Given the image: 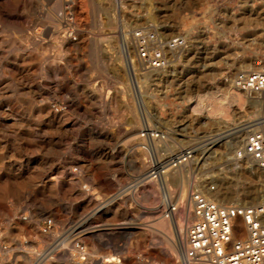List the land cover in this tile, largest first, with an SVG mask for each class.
Returning a JSON list of instances; mask_svg holds the SVG:
<instances>
[{
	"label": "rangeland",
	"instance_id": "1",
	"mask_svg": "<svg viewBox=\"0 0 264 264\" xmlns=\"http://www.w3.org/2000/svg\"><path fill=\"white\" fill-rule=\"evenodd\" d=\"M13 2L0 0L7 10L3 15L20 17L24 27L35 18V33L48 25L53 28L47 32L50 38L28 42L25 36L34 34L31 29L23 32L7 18L0 20V87L7 91L0 94L4 112L0 113V264H55L58 258L74 256L78 260L80 254L75 251L89 248L81 241L87 231L104 240L115 230L136 232L129 251L115 255L101 246L73 264H179L166 243L167 235L174 234L166 215L167 200L180 204L187 198L189 208L192 190L208 192L214 186L213 192L222 190L221 203L262 201L264 168L237 158L236 152L248 133L264 131V122L252 125L264 119V91L251 96L233 88L230 77L256 68L264 54V0H77L75 11L67 10L88 40L69 53L54 38V31L66 21L49 14V0H31L32 12L14 8ZM111 20L117 35L112 50L101 38L109 33ZM142 27L167 36L185 35L188 46L172 51L166 68L142 67L133 38V32ZM28 52L44 56L43 65L52 66L46 74L39 68L32 82L24 78L25 69L16 74L18 66L12 59ZM211 92L226 98V110L211 114L200 106ZM5 96L17 100L4 104L1 97ZM29 102L36 109H29ZM46 102L52 105L53 117L37 122ZM9 112L22 123L31 120L36 136L28 139L27 128H14V118L6 116ZM145 128L148 134H142ZM151 130L159 131V138H153ZM225 133L232 134L212 142ZM152 140L157 156L149 152ZM198 146V156L187 160L184 185L179 182L183 177L172 172L168 186L155 175L143 179L151 173L154 160L168 163L184 148ZM251 165L257 178L243 177L242 170ZM172 167L178 166L170 164L167 171ZM256 180L255 200L249 191ZM184 213L177 214L180 225ZM49 220L54 228H47ZM121 244L123 238L118 248Z\"/></svg>",
	"mask_w": 264,
	"mask_h": 264
},
{
	"label": "built area",
	"instance_id": "2",
	"mask_svg": "<svg viewBox=\"0 0 264 264\" xmlns=\"http://www.w3.org/2000/svg\"><path fill=\"white\" fill-rule=\"evenodd\" d=\"M133 38L136 58L146 68L168 67L172 61L171 52L188 46L185 35L167 36L149 27L135 30ZM230 84L251 96L262 93L264 54L256 68L242 69L231 76ZM148 131L145 128L142 134ZM236 157L251 159L264 167V131L248 133ZM189 205L192 218L186 222L179 264H264V199L258 203L226 204L212 193L196 189L189 194ZM183 208V202L168 200L166 215L174 218ZM240 222L244 223L246 234L240 232Z\"/></svg>",
	"mask_w": 264,
	"mask_h": 264
},
{
	"label": "bare ground",
	"instance_id": "3",
	"mask_svg": "<svg viewBox=\"0 0 264 264\" xmlns=\"http://www.w3.org/2000/svg\"><path fill=\"white\" fill-rule=\"evenodd\" d=\"M39 1V0H38ZM64 1L65 0H49V3L48 2H46V3H48V4H50V8H48L49 10H48V12H49V14L50 15H52V17H61V18H64V20L66 21V25L65 26H63V27H59V28H57V30L56 31H54V38L55 39H57V41H58V43H59V46H60V48L63 50V51H65V52H68L69 53V51H73V50H76V49H79V48H82V46L87 42V38H86V35L77 27V26H75L74 24H75V22H76V20L75 19H73L74 21H71V16H69V13H68V8L71 10V11H75V9H76V7H75V5H76V1L77 0H69V3L68 2H66V3H68V5L66 6L65 4H64ZM36 2V1H35ZM109 2V1H108ZM84 3V2H83ZM1 4V3H0ZM3 4V3H2ZM82 4V3H81ZM36 5V4H35ZM34 5V6H35ZM113 5V4H112ZM12 6L14 7V8H16V6H22V8H23V10H29V12H32V9H33V7H32V3H31V0H14V2L12 3ZM39 6V5H38ZM78 6V5H77ZM104 8V7H103ZM37 9V8H36ZM35 9V10H36ZM5 12H7V10L3 7V6H1L0 5V20L1 19H4V17H5V19L7 18V21L8 22H10L12 25H13V27H15V28H17V29H20V30H22L23 32H28V30H32V28H34V25L35 24H37L36 23V20H35V18L34 19H31L30 21H29V24H28V26L26 27H24V22H22L21 21V18L20 17H12L11 15L10 16H5V15H3V13H5ZM27 12V11H26ZM33 12H34V10H33ZM19 14V13H18ZM44 15V14H43ZM17 16V15H16ZM29 17V16H28ZM40 17H42V16H40ZM44 17V16H43ZM42 17V18H43ZM47 17V16H46ZM111 18V17H110ZM117 18V17H116ZM45 19V18H44ZM48 19V18H47ZM63 20V21H64ZM114 20V19H113ZM113 20H111V22H110V30H109V33L107 34L106 33V36L104 37H102L101 36V38H103L106 42H107V45H108V47L112 50L114 47V44H115V41H116V38H117V35H116V23L113 21ZM117 20V19H116ZM54 22H58V21H56V20H53ZM6 22V21H5ZM42 22V21H41ZM49 22V21H48ZM79 22V21H78ZM43 23V22H42ZM65 23V22H64ZM41 24V23H40ZM50 24V23H49ZM9 25V24H8ZM39 25V24H38ZM37 25V26H38ZM81 26V25H80ZM41 27V26H40ZM43 27V26H42ZM83 27V26H82ZM50 28H53L52 26H45L44 27V30H37L36 31V33L35 32H33V30L32 31H30V32H33L34 34H27L26 36H25V40L26 41H38L39 39H47V38H50V37H48V36H50V35H48V30L50 29ZM55 28H56V26H55ZM118 28V27H117ZM21 32V31H20ZM48 35V36H47ZM98 35V34H97ZM89 38V37H88ZM99 38H100V36H99ZM12 39H13V37H12ZM92 39V38H91ZM91 39H90V42H91ZM76 40V41H75ZM98 40V39H97ZM46 41V40H45ZM7 42V41H6ZM98 42V41H97ZM57 43V42H56ZM89 43V42H88ZM7 44V43H6ZM11 44V43H10ZM95 44V43H94ZM101 44V43H100ZM87 45H89V44H87ZM92 45V44H91ZM14 46V45H13ZM20 46V45H19ZM38 46V45H37ZM23 47V46H22ZM22 47H20V48H22ZM38 48V47H37ZM55 48H56V46H55ZM23 50V49H22ZM30 50V49H29ZM109 50V49H108ZM6 51V50H5ZM14 51V50H13ZM17 51V50H16ZM96 49H95V51H94V53H95V56H97V54H96ZM1 52H2V50H1ZM23 55V54H22ZM100 55V54H99ZM12 56V55H11ZM21 56V55H20ZM65 56H68V54L66 55L65 54ZM6 57V56H5ZM0 59H2L3 60V57L2 56H0ZM13 59V62H14V64L15 65H17L18 67H16L15 66V72H16V74H20L21 73V70L22 69H25L26 71H27V73H26V76H24V78L26 79V80H28L29 82H32V81H35L37 78H38V70H39V68H41L42 69V71H43V73H48L49 71H51V69H52V66H49V65H43L44 64V62H45V57L44 56H42V55H39V54H37V52L35 53V52H28V53H26L23 57H21V58H18V57H13L12 58ZM62 59V58H61ZM1 60V61H2ZM74 60H76V59H74ZM74 60H72V61H74ZM111 60H112V57H111ZM98 62V61H97ZM99 63V62H98ZM1 64V63H0ZM4 64V63H3ZM8 64V63H7ZM52 64V63H51ZM57 64V63H56ZM12 65V64H11ZM103 65V64H102ZM59 66V65H58ZM74 66H76V65H74ZM80 66V65H79ZM97 66H98V64H97ZM101 66V65H100ZM11 67V66H10ZM64 67V66H63ZM72 67V66H71ZM13 68V67H12ZM36 68V69H35ZM74 68V67H73ZM11 69V68H10ZM150 69V68H149ZM151 69H156V68H151ZM163 69V68H162ZM73 70V69H72ZM97 70V69H96ZM101 70V69H100ZM104 70V69H103ZM156 70H158V69H156ZM25 71V72H26ZM62 72V74H63V76H65L66 74H65V72L63 71V70H61ZM154 71V70H153ZM24 72V73H25ZM42 73V74H43ZM108 73V72H107ZM130 73V72H129ZM52 75V74H51ZM129 76H131V75H129ZM66 77V76H65ZM12 80V79H11ZM1 84V83H0ZM15 85H16V83H14ZM29 86V85H28ZM65 87V86H64ZM42 88V87H41ZM121 88V87H120ZM140 88V87H139ZM34 89V88H33ZM40 91V90H39ZM89 91V90H88ZM6 87L4 86V87H0V94H6ZM48 92V91H47ZM123 92V91H122ZM10 93V92H9ZM12 93V92H11ZM46 94V93H45ZM15 95V94H14ZM23 98V97H22ZM12 100H17L14 96H5V97H1V101L4 103V104H9V102H11ZM19 100H20V98H19ZM203 100V99H202ZM20 101H24V100H20ZM88 101V100H87ZM2 104V103H1ZM24 104V103H23ZM26 105V104H25ZM200 106L202 107V108H206V109H208L209 110V112L211 113V114H215V113H218L219 111H221V110H226L227 109V106H228V101L226 100V98L225 99H222V98H216V93H213V92H211L203 101H200ZM2 107H3V105H2ZM106 107V106H105ZM9 108V107H8ZM7 108V109H8ZM29 109H36V105L33 103V102H29ZM7 111V110H6ZM14 111V110H13ZM21 112V111H20ZM19 112V113H20ZM53 108H52V105L49 103V102H46L43 106H42V111H40L39 112V114H38V116L36 117V121L38 122V121H43L44 120V116H45V118H46V120H44V121H49V119H50V117H53ZM0 113H4V112H1L0 111ZM18 113V114H19ZM58 113V112H57ZM26 114V113H25ZM55 114V113H54ZM9 115H11L12 116V118H14V124L12 125V126H14V128H19V129H21V128H27L28 129V131H29V133L26 135V137H28V139H32V138H34V136H36V134H35V132L32 130V129H30V128H32V124H30V122H31V120H28L29 121V123L27 122V124L26 123H22L18 118V116L15 114V113H7L6 114V116H9ZM32 116V115H31ZM59 116V115H58ZM33 117V116H32ZM22 118V117H21ZM61 118V117H60ZM62 118H64V117H62ZM1 119V118H0ZM10 119V118H9ZM23 120V119H22ZM34 120V119H33ZM65 120V119H64ZM63 120V121H64ZM257 120V119H256ZM4 121V120H3ZM6 121H7V119H6ZM1 122V121H0ZM11 122V121H10ZM25 122V121H24ZM59 122V121H58ZM264 122V119L263 120H260V121H258V122H254L252 125H256V124H260V123H263ZM8 125V124H7ZM46 125H49V124H46ZM54 125V124H53ZM40 126H41V124H40ZM64 126V125H63ZM45 127V126H44ZM66 127V126H65ZM11 128V127H10ZM41 128V127H40ZM51 128H53V127H51ZM59 128V127H58ZM7 129V128H6ZM9 129V128H8ZM7 129V130H8ZM63 129V128H62ZM244 129V128H243ZM11 131V130H10ZM39 131V130H38ZM151 131H154V133L152 134L153 135V138H159V134H156V132H155V130H151ZM2 132H4V130L2 131ZM22 132V131H21ZM25 132V131H24ZM7 133H8V131H7ZM233 133V132H232ZM232 133H229V134H226L225 133V135H222L221 137H219V138H216V139H214V140H212V142L213 141H215V140H217V139H225L227 136H229L230 134H232ZM22 134V133H21ZM150 135V134H149ZM131 137V136H130ZM135 137V136H134ZM218 137V136H217ZM43 138V137H42ZM47 138H48V136H47ZM133 138V137H132ZM5 139H7V138H5ZM10 139V138H9ZM49 139V138H48ZM45 140H47L46 138H45ZM208 141V140H207ZM218 141V140H217ZM7 142V141H6ZM43 142V141H42ZM211 142V141H210ZM10 144V143H9ZM16 144V143H15ZM26 144V143H25ZM28 144V143H27ZM7 145V144H6ZM5 145V146H6ZM31 145H32V143H31ZM205 145V144H204ZM203 146V145H202ZM6 148V147H5ZM201 148V146H198V147H196V148H192V147H189V148H184L183 150H181L179 153H177V154H175V155H173L171 158H170V161L168 162V163H165V162H158V163H156L155 162V160H154V167H150V168H152V171H151V173L150 174H148L147 173V175L143 178V179H147V178H149L150 176H153V175H155V177L156 178H159V180L160 179H162L166 184H167V186H168V182H167V178H168V176L171 174V172H172V174H174L175 176H181V178L183 177V179H181V181H179L182 185H184L183 184V180H184V174L186 173V172H188V163H187V160H189V158H191L192 156H193V154H195L196 155V157L198 156V151H199V149ZM156 149H157V145H156V143H155V141H151V143H150V151L149 152H151L152 153V155H153V151H154V153L156 152ZM4 154V153H3ZM156 154V153H155ZM194 155V156H195ZM156 156H157V154H156ZM154 157V156H153ZM249 160H251V159H249ZM253 161V160H252ZM254 162V161H253ZM255 163V162H254ZM170 164H173V165H176V166H178L177 167V169L176 168H171L170 169V171H167V168H168V166L170 165ZM257 165V164H256ZM258 166V165H257ZM258 167H260V166H258ZM260 168H264V167H260ZM188 175V174H187ZM234 175V177H236L237 176V174H233ZM247 175H250V176H252V177H254V178H257V176H258V174H257V171L255 170V168H253L252 167V165L251 166H245L244 167V169L242 170V176L243 177H246ZM139 180H141V178L139 179ZM154 181H155V179H154ZM8 182V181H7ZM163 182V183H164ZM227 182H229V180L227 181ZM164 183V184H165ZM231 183V182H230ZM158 184V183H157ZM190 184V183H189ZM138 185V184H137ZM196 185H197V180H196ZM219 185H221V184H219ZM65 186V185H64ZM228 186H229V184H228ZM259 185H258V183H257V180L254 182V184H253V189L252 190H250L249 191V193H250V195L252 196V197H254L255 198V200L258 198V194H259V187H258ZM133 187V186H132ZM154 188H155V186H154ZM194 188H195V186H194ZM228 188V187H227ZM91 189V188H90ZM93 189V188H92ZM229 189V188H228ZM88 190V189H87ZM207 191H208V193H212L214 196H215V198H217L218 199V196L221 194V188H218V190H216L215 192H213V190L211 189V188H208L207 189ZM6 193V192H5ZM224 194H226L227 196H232V194H230V193H224ZM188 195V194H187ZM93 196V195H92ZM99 195H97V197H98ZM187 197V196H186ZM100 198V197H99ZM115 198V197H114ZM186 199L187 198H185L184 199V201H183V204H184V208H183V210H184V216H183V218H182V223H181V225H180V222H179V220H178V216H177V214L175 215V217L174 218H171V220H172V223H173V226H174V234H173V237L172 236H169V235H167V237H166V235H164L165 237H166V243H167V245L169 246V248L172 250V252L174 253V255L175 254H177V257H178V260H179V256H180V254H181V250H182V242L184 241V239H185V236H186V222H188L189 220H191V218H192V214H191V212H190V205H189V199H188V206H189V208H187L186 207V205H185V201H186ZM264 199V198H263ZM263 199H261V200H263ZM110 201V200H109ZM115 201V200H114ZM220 201V200H219ZM104 202V201H103ZM225 203V202H224ZM100 206V205H99ZM102 206V205H101ZM102 207H100V209H101ZM166 209H168V200H167V204H166ZM167 211V210H166ZM164 215V214H163ZM154 216V215H153ZM166 216V215H165ZM40 217V216H39ZM164 217V216H163ZM154 218V217H153ZM168 218V217H167ZM165 219V218H164ZM163 219V220H164ZM162 220V219H161ZM159 221V220H158ZM161 222V221H160ZM163 222V221H162ZM48 229H50V228H54V226H53V222H52V220H49L48 221ZM145 224V223H144ZM31 225V224H30ZM147 225V224H146ZM159 225H161V224H159ZM169 225H171V224H169ZM96 226V229H97V225H95ZM99 226V225H98ZM148 226V225H147ZM152 226V225H151ZM150 226V227H151ZM156 226V225H155ZM141 227V226H140ZM27 228V227H26ZM92 228V227H91ZM123 228V227H122ZM43 229V228H42ZM145 229H146V227H145ZM150 228H148V230H149ZM239 229H240V232H242V233H244V234H246V232L244 231V229H245V225H244V223L243 222H240V227H239ZM34 230V229H33ZM41 230V229H40ZM169 230V229H168ZM47 231V230H46ZM132 231V230H131ZM50 232V231H49ZM94 232V231H93ZM115 232H116V230H115ZM115 232H113L114 234H115ZM123 232V231H122ZM175 232H177V235L175 236ZM83 233V232H82ZM88 233V232H87ZM106 233V232H105ZM110 233H111V231H110ZM109 233V234H110ZM119 233V232H118ZM169 233V232H168ZM97 234V233H96ZM114 234H112V235H114ZM153 234V233H152ZM39 235V234H38ZM79 235V234H78ZM98 235V234H97ZM107 235V234H106ZM135 235V234H134ZM153 235H158V234H153ZM115 236V235H114ZM80 237V236H79ZM103 237V236H102ZM105 237V236H104ZM121 237H123V236H121ZM133 237V236H132ZM155 237V236H154ZM157 237V236H156ZM98 238H99V236H98ZM97 238V239H98ZM101 238V237H100ZM127 238V237H126ZM77 239V238H76ZM94 239V238H93ZM107 239V238H106ZM119 239V238H118ZM155 239V238H154ZM125 240V239H124ZM159 240V239H158ZM83 241H85V240H83ZM118 241H120V240H118ZM117 241V242H118ZM128 241H129V239H128ZM156 241V240H155ZM163 241H164V239H163ZM74 242V241H73ZM72 242V243H73ZM96 242V241H95ZM111 242H113V240L111 241ZM116 242V243H117ZM67 243V242H66ZM71 243V244H72ZM90 243H92V242H90ZM69 244H70V242H69ZM68 244V245H69ZM97 244V243H96ZM109 244H112V243H110L109 242ZM114 244H115V242H114ZM104 245V244H103ZM113 245V244H112ZM117 245V244H116ZM85 246H86V244H85ZM110 246V245H109ZM114 247H115V245H113ZM129 246V245H128ZM96 247V246H95ZM124 247V246H123ZM67 248V247H66ZM77 248V247H76ZM1 249V248H0ZM118 249V248H117ZM129 249H130V247H129ZM77 250V249H76ZM83 250V251H82ZM123 251L125 250V249H122ZM114 251V250H113ZM122 251V252H123ZM75 252H78L80 255H82V254H91L92 252H93V248H85V247H82L81 249L79 248L77 251H75ZM116 252H117V250H116ZM2 253V252H1ZM1 255V254H0ZM70 255V254H69ZM78 255V254H77ZM117 255H118V253H117ZM176 256V255H175ZM174 256V257H175ZM62 259V258H61ZM177 260V259H176ZM52 261V260H51ZM56 264V263H55Z\"/></svg>",
	"mask_w": 264,
	"mask_h": 264
},
{
	"label": "crops",
	"instance_id": "4",
	"mask_svg": "<svg viewBox=\"0 0 264 264\" xmlns=\"http://www.w3.org/2000/svg\"><path fill=\"white\" fill-rule=\"evenodd\" d=\"M128 224H131L130 222H128ZM142 225V224H141ZM145 226H147V225H145ZM151 225H148V227H150ZM152 227V226H151ZM91 227H86V229H84V230H89ZM93 228V227H92ZM132 229H134V227H132ZM138 229H141V230H146L145 229V227H143V226H139L138 227ZM88 233H86V235L81 239V241L83 242V243H85L86 244V242L85 241H83V240H85V239H91L92 240V243H90V244H86L87 246H93L92 248H94L95 249V251H99V249H100V247L101 246H105V247H107V248H109V249H111L112 251L114 250V254L116 255L117 253H121L123 250L122 249H125L123 252H126V251H129V247H130V240H131V238H132V236H135L136 235V232L133 230V231H129V232H126V231H121V232H115V234L114 233H108V239H104L103 240V238H100V236H99V238H98V236L97 235H92L91 234V232H89V231H87ZM145 232V231H144ZM146 233V232H145ZM112 234H114V235H112ZM135 234V235H134ZM121 236H123V237H121ZM155 236V235H154ZM154 236H152L153 238H154ZM127 237V238H126ZM94 238V239H93ZM98 238V239H97ZM120 239L121 240V238H123V244H121L120 246H121V248H118L119 246H118V242H117V239ZM155 238H157V237H155ZM125 239V240H124ZM128 239H129V241H128ZM113 240V242H111ZM96 241V242H95ZM109 242L110 243H112L113 245H115V247L112 245V244H109ZM114 242H115V244H114ZM117 242V243H116ZM153 242H155V240L153 241ZM97 243V244H96ZM104 244V245H103ZM117 244V245H116ZM110 245V246H109ZM129 245V246H128ZM96 246V247H95ZM124 246V247H123ZM118 248V249H117ZM116 250H117V252H116ZM95 253V252H94ZM85 256H87V254H82V255H78V260L77 259H75L76 258V256H74V258H71V259H67V258H58V260H60L59 262L57 261V262H55L56 264H60V263H65V264H73L74 262H76V261H81V260H83V257H85ZM44 259H46V257L44 258ZM39 264H44V261H42L41 263H39Z\"/></svg>",
	"mask_w": 264,
	"mask_h": 264
}]
</instances>
